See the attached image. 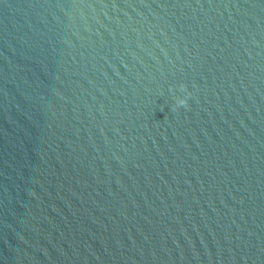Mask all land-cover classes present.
<instances>
[{
    "label": "water",
    "instance_id": "1",
    "mask_svg": "<svg viewBox=\"0 0 264 264\" xmlns=\"http://www.w3.org/2000/svg\"><path fill=\"white\" fill-rule=\"evenodd\" d=\"M0 173L264 243V0H0Z\"/></svg>",
    "mask_w": 264,
    "mask_h": 264
},
{
    "label": "clouds",
    "instance_id": "2",
    "mask_svg": "<svg viewBox=\"0 0 264 264\" xmlns=\"http://www.w3.org/2000/svg\"><path fill=\"white\" fill-rule=\"evenodd\" d=\"M180 90L184 91V86L183 85H181V89ZM176 105H177V107H179V106H187V100L183 99V98H177Z\"/></svg>",
    "mask_w": 264,
    "mask_h": 264
}]
</instances>
